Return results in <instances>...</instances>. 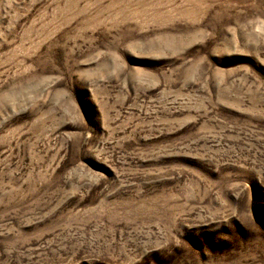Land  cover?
<instances>
[{"label":"rangeland","instance_id":"rangeland-1","mask_svg":"<svg viewBox=\"0 0 264 264\" xmlns=\"http://www.w3.org/2000/svg\"><path fill=\"white\" fill-rule=\"evenodd\" d=\"M0 264H264V0H0Z\"/></svg>","mask_w":264,"mask_h":264}]
</instances>
